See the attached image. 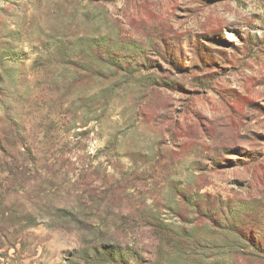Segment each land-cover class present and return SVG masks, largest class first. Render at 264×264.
<instances>
[{
	"label": "rangeland",
	"instance_id": "rangeland-1",
	"mask_svg": "<svg viewBox=\"0 0 264 264\" xmlns=\"http://www.w3.org/2000/svg\"><path fill=\"white\" fill-rule=\"evenodd\" d=\"M98 254L264 264V0H0V264Z\"/></svg>",
	"mask_w": 264,
	"mask_h": 264
},
{
	"label": "trees",
	"instance_id": "trees-1",
	"mask_svg": "<svg viewBox=\"0 0 264 264\" xmlns=\"http://www.w3.org/2000/svg\"><path fill=\"white\" fill-rule=\"evenodd\" d=\"M148 225L154 229V233L156 234L157 240L160 246H166L171 248L172 251H176L177 253H182L183 251L179 250L178 243V234H175L171 227L166 224L164 221H159L157 218L150 219ZM185 254V253H184ZM101 255H95L93 260H90L88 264H97L96 260Z\"/></svg>",
	"mask_w": 264,
	"mask_h": 264
}]
</instances>
